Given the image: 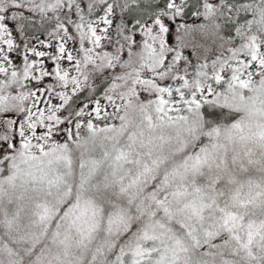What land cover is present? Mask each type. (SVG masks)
Listing matches in <instances>:
<instances>
[{
	"label": "snow or ice",
	"instance_id": "obj_1",
	"mask_svg": "<svg viewBox=\"0 0 264 264\" xmlns=\"http://www.w3.org/2000/svg\"><path fill=\"white\" fill-rule=\"evenodd\" d=\"M0 264H264V0H0Z\"/></svg>",
	"mask_w": 264,
	"mask_h": 264
}]
</instances>
